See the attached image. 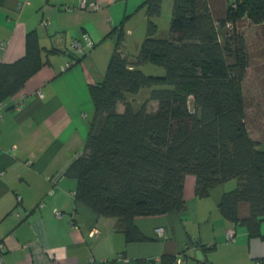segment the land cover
Here are the masks:
<instances>
[{
    "label": "crops",
    "instance_id": "0c3cea01",
    "mask_svg": "<svg viewBox=\"0 0 264 264\" xmlns=\"http://www.w3.org/2000/svg\"><path fill=\"white\" fill-rule=\"evenodd\" d=\"M143 1L4 0L0 5V62L24 54L31 30L42 47L59 50L0 103L5 264H176L179 257L181 264H259L264 257V237H249L241 222L250 216L249 203H237V221L220 210L222 196L237 186L234 177L200 196L195 176L187 174L184 208L136 216L141 238L131 241L115 217L98 215L75 197L77 180L66 170L82 151L94 116L89 85L103 80L119 26L123 54L126 31L144 28ZM231 228L235 235L229 240ZM260 232L264 236V220Z\"/></svg>",
    "mask_w": 264,
    "mask_h": 264
},
{
    "label": "trees",
    "instance_id": "16d2710c",
    "mask_svg": "<svg viewBox=\"0 0 264 264\" xmlns=\"http://www.w3.org/2000/svg\"><path fill=\"white\" fill-rule=\"evenodd\" d=\"M161 3L140 5L146 35L134 58L120 50L119 26L103 80L89 85L94 116L66 170L77 180L75 197L98 215L115 217L131 241L141 238L136 216L184 208L187 174L195 176L200 196L234 177L237 186L222 196L220 210L237 221V203L247 201L251 213L241 222L249 237H264V144L249 137L235 86L247 65L245 42L234 30L223 33L243 14L264 24V0H173L168 38L154 36ZM58 51L42 47L35 30L28 31L24 54L0 62V103ZM146 62L159 63L163 75L145 74L138 65ZM143 90L146 99L136 104Z\"/></svg>",
    "mask_w": 264,
    "mask_h": 264
},
{
    "label": "rangeland",
    "instance_id": "374dc122",
    "mask_svg": "<svg viewBox=\"0 0 264 264\" xmlns=\"http://www.w3.org/2000/svg\"><path fill=\"white\" fill-rule=\"evenodd\" d=\"M172 1L167 5L165 0L161 3L160 15L155 19V37H169ZM226 30L228 32L234 30L244 38L247 65L242 76L237 74L235 86L242 99V110L248 135L251 139L264 144V24L252 23L248 16L243 14L235 22H227L223 33ZM126 32L124 50L134 58L146 35V24L139 33L136 31ZM138 68L145 74L154 77L162 76L164 73L163 67L157 62H146L138 65ZM147 94L146 90L138 94L137 100L139 101L136 104L146 99ZM154 104L156 105V102ZM147 107L151 109L154 106L149 101ZM122 110L123 105L118 103L117 111L121 112Z\"/></svg>",
    "mask_w": 264,
    "mask_h": 264
},
{
    "label": "built area",
    "instance_id": "2783aa9c",
    "mask_svg": "<svg viewBox=\"0 0 264 264\" xmlns=\"http://www.w3.org/2000/svg\"><path fill=\"white\" fill-rule=\"evenodd\" d=\"M77 45H78V43H77V42H74V43L71 45V48L74 49V48L77 47ZM71 64H72V62H70V61L67 62V63H65V64L62 66V69H63V70L67 69L69 66H71ZM39 94H40V93H39ZM55 214H56L58 217L62 216V212L59 211V210H55ZM156 232H157L158 234H162V232H163V228H162V227H158V228L156 229ZM92 234H93V231H91L90 235H92ZM226 235H227V238H228L229 240L234 239L235 230H234L233 228L228 229L227 232H226ZM182 261H183L182 258L179 257V258L176 260V264H181ZM0 264H5L4 259H3V242H2L1 239H0Z\"/></svg>",
    "mask_w": 264,
    "mask_h": 264
}]
</instances>
